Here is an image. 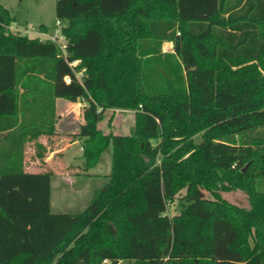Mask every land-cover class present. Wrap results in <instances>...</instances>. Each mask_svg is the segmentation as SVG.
<instances>
[{
    "label": "trees",
    "instance_id": "1",
    "mask_svg": "<svg viewBox=\"0 0 264 264\" xmlns=\"http://www.w3.org/2000/svg\"><path fill=\"white\" fill-rule=\"evenodd\" d=\"M55 19L63 50L0 4V132L18 138L0 153V264H264V0H56ZM56 99L86 102L85 171L112 149L78 213L51 211V172L12 163L55 134ZM110 109L134 112L129 135L99 129Z\"/></svg>",
    "mask_w": 264,
    "mask_h": 264
},
{
    "label": "crops",
    "instance_id": "2",
    "mask_svg": "<svg viewBox=\"0 0 264 264\" xmlns=\"http://www.w3.org/2000/svg\"><path fill=\"white\" fill-rule=\"evenodd\" d=\"M48 32L49 30L44 32L38 28L37 32L32 34L28 32L20 33L31 38L38 37L42 40L51 39L54 36L59 37L58 29H55L52 35H49ZM58 42H63V39L59 38ZM165 45H168V51L165 50ZM162 52H172L171 44L164 43ZM76 62L79 63L78 61ZM85 107L86 102L83 99H78L73 103L56 99L54 103L55 134L50 137H27L24 142L22 158L19 160L17 156L16 160L12 162L16 167H21L23 172L26 173L51 172V193L53 183H58L60 189H65V186L73 188L75 185L79 189L84 184L86 185L87 181L99 178L97 174L91 173L95 167L87 171L84 170V160L82 158L83 140L73 136L77 132L78 127L84 123L83 111ZM107 111L112 115L113 113L129 114L134 118L133 111L120 109H110ZM117 120H120V118L117 117ZM7 134V132H0V153L5 151L6 147L8 149L10 145L17 144V136H9ZM36 143L42 144L44 147L42 158L38 157L35 153ZM14 154L16 155L18 152ZM1 165L0 162V167ZM72 168H76V171H71ZM77 191L80 192L79 190H74L73 192Z\"/></svg>",
    "mask_w": 264,
    "mask_h": 264
},
{
    "label": "rangeland",
    "instance_id": "3",
    "mask_svg": "<svg viewBox=\"0 0 264 264\" xmlns=\"http://www.w3.org/2000/svg\"><path fill=\"white\" fill-rule=\"evenodd\" d=\"M55 2L56 0H0V4L6 7L10 14L15 18V22L10 27L13 31H19L22 34L28 32L30 34L37 32L39 25H45L49 30V35L55 32ZM64 26L65 23L62 22ZM60 31V30H59ZM29 34V35H30ZM51 40V39H50ZM63 46L64 42L57 43ZM168 45H165V50L168 51ZM78 63L75 62L74 65ZM111 117L110 125L107 126V122ZM117 117L120 120H117ZM134 122L132 115L113 113V115L106 111L103 113L102 119L99 122V129L104 133L112 132L116 135H129ZM199 136L194 138V142H199ZM111 152L112 149L109 146L99 158L98 164L91 171L92 174H97L98 179L89 180L87 184L81 188L75 185L65 186V189H60L58 183L52 184L51 193V211L53 213H78L83 211L92 196L95 189L103 187L107 182V176L111 170ZM71 171H76V168H72ZM79 190L80 192H73ZM257 190L264 192V179L257 181ZM184 191H180L179 196L173 203L167 204V215L172 216L178 212V199L182 197ZM221 197L226 201L237 205L239 207L247 208L248 202L246 196L239 191L222 192ZM110 263V262H109ZM118 264H128L127 261H119Z\"/></svg>",
    "mask_w": 264,
    "mask_h": 264
},
{
    "label": "built area",
    "instance_id": "4",
    "mask_svg": "<svg viewBox=\"0 0 264 264\" xmlns=\"http://www.w3.org/2000/svg\"><path fill=\"white\" fill-rule=\"evenodd\" d=\"M55 25H56V27H58L57 29L60 30L61 23L58 22V21H56V22H55ZM59 38H62L61 35H60V31H59V37L54 36V37L51 38V40L54 41V42H56V43H59V42H58V39H59ZM60 47H61L62 50L64 49V45H63V46L60 45ZM74 64H75V62H73V63L71 64V66H75ZM103 264H110V263H109L108 260H103Z\"/></svg>",
    "mask_w": 264,
    "mask_h": 264
}]
</instances>
